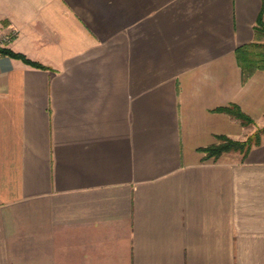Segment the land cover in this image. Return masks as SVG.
Segmentation results:
<instances>
[{
	"label": "crops",
	"instance_id": "0c3cea01",
	"mask_svg": "<svg viewBox=\"0 0 264 264\" xmlns=\"http://www.w3.org/2000/svg\"><path fill=\"white\" fill-rule=\"evenodd\" d=\"M261 13L0 0V48L45 67L0 55V264H264V133L204 151L264 128V72L236 57Z\"/></svg>",
	"mask_w": 264,
	"mask_h": 264
},
{
	"label": "trees",
	"instance_id": "16d2710c",
	"mask_svg": "<svg viewBox=\"0 0 264 264\" xmlns=\"http://www.w3.org/2000/svg\"><path fill=\"white\" fill-rule=\"evenodd\" d=\"M254 30L256 41L251 44L242 46L236 51V57L243 71L245 80H247L256 71L264 72V43L258 41V39L264 37V18L262 13L257 20V24ZM0 55L22 60L27 65L36 68H45L43 65L30 60L24 54L17 53L10 48H0ZM219 111L227 113L231 117L235 118L244 127L254 125L253 118L244 113L242 109L236 104H230L227 107L220 108ZM263 133L264 128L258 129L245 141H236L228 138L227 136H217V143L204 149V151L207 154V158H213L214 160H218L225 153L236 152L247 155L252 147L260 145L261 135Z\"/></svg>",
	"mask_w": 264,
	"mask_h": 264
},
{
	"label": "rangeland",
	"instance_id": "374dc122",
	"mask_svg": "<svg viewBox=\"0 0 264 264\" xmlns=\"http://www.w3.org/2000/svg\"><path fill=\"white\" fill-rule=\"evenodd\" d=\"M255 41H256V38H255ZM254 41V42H255ZM258 41H260V42H262V43H264V37H262L261 39H258ZM257 127V126H256ZM258 129H260L259 127H257V129L256 128H254V126H253V128H252V130H251V132L253 133V132H256Z\"/></svg>",
	"mask_w": 264,
	"mask_h": 264
},
{
	"label": "built area",
	"instance_id": "2783aa9c",
	"mask_svg": "<svg viewBox=\"0 0 264 264\" xmlns=\"http://www.w3.org/2000/svg\"><path fill=\"white\" fill-rule=\"evenodd\" d=\"M6 40V39H5Z\"/></svg>",
	"mask_w": 264,
	"mask_h": 264
}]
</instances>
